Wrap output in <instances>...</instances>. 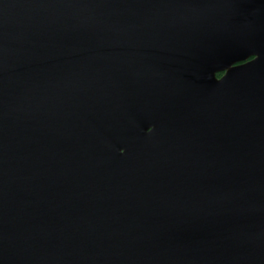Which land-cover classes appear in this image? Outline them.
I'll return each instance as SVG.
<instances>
[{
	"label": "water",
	"instance_id": "1",
	"mask_svg": "<svg viewBox=\"0 0 264 264\" xmlns=\"http://www.w3.org/2000/svg\"><path fill=\"white\" fill-rule=\"evenodd\" d=\"M0 264H264V0H0Z\"/></svg>",
	"mask_w": 264,
	"mask_h": 264
},
{
	"label": "flooded vegetation",
	"instance_id": "2",
	"mask_svg": "<svg viewBox=\"0 0 264 264\" xmlns=\"http://www.w3.org/2000/svg\"><path fill=\"white\" fill-rule=\"evenodd\" d=\"M222 75H223V73H219L217 76H218V77H221Z\"/></svg>",
	"mask_w": 264,
	"mask_h": 264
}]
</instances>
